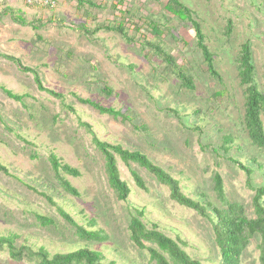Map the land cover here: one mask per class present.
<instances>
[{
    "label": "rangeland",
    "instance_id": "obj_1",
    "mask_svg": "<svg viewBox=\"0 0 264 264\" xmlns=\"http://www.w3.org/2000/svg\"><path fill=\"white\" fill-rule=\"evenodd\" d=\"M5 1L0 0V13L9 7L22 13L28 22L51 23L34 31L30 26L13 23L9 16L1 17L0 53L36 69L43 85L64 98L61 101L38 91L31 75L21 74L12 62L0 57V85L26 95L23 103H17L0 91V161L11 174L0 173V236L15 234L18 245L34 251L44 248L51 255L87 245L101 254L102 264H153L148 253L135 248L128 237L130 219L141 211L148 228L155 224L177 240L192 259L218 264L220 257L207 220L170 202L167 189L154 177L134 164L124 165L118 158L120 176L130 188V195L126 202L116 200L107 184L102 156L79 120L88 124L100 140L146 154L179 181L182 192L190 198L199 200L197 195L203 194L216 204L212 177L219 173L228 199L241 203L252 217L253 193L245 185L243 172L211 149L221 144L223 135L231 134L239 148L232 149L230 156L254 168L255 185L264 184L263 171L250 161L256 158L261 162L264 155L250 145L243 131V98L235 71L240 45L248 41L259 88L264 92V0H179L196 13L222 85L211 80L201 64L190 26L170 19L163 12V2L128 0L127 10L133 16L150 17L159 23L165 35L162 46L192 76L194 91L183 89L161 61L145 59L140 49L128 45L118 34L99 32L97 42L90 44L69 27L120 21L118 10L110 7L116 0H90L96 9H79L76 0H54L52 9L29 7L22 0L21 7L8 6ZM87 11L89 16H85ZM61 18L65 25L58 23ZM228 21L233 25L230 36L225 34ZM102 84L110 87L116 98L100 99L98 87ZM71 93L122 111L130 109L138 117L137 124L145 125L147 131L141 133L130 124L99 115L79 104ZM218 93L222 96L217 97ZM195 110L201 114L194 115ZM262 122L264 127V118ZM50 152L79 172L77 178L67 177L78 197L53 188L47 163ZM131 171L141 176L147 191L135 186ZM27 186L49 195L77 224L89 229L88 222L93 220L94 229L102 230L106 240H77L74 229L55 208ZM37 214L52 219L55 226H39ZM257 244L255 237L240 264H258ZM0 264L33 263L13 262L2 250Z\"/></svg>",
    "mask_w": 264,
    "mask_h": 264
},
{
    "label": "trees",
    "instance_id": "obj_2",
    "mask_svg": "<svg viewBox=\"0 0 264 264\" xmlns=\"http://www.w3.org/2000/svg\"><path fill=\"white\" fill-rule=\"evenodd\" d=\"M140 1V0H136ZM144 2L155 1L163 2V12L173 20L181 24L191 27L195 42V50L201 58V64L205 68L209 78L218 85L223 84L221 75L216 69L214 55L207 45L206 37L203 32L202 25L196 13L183 4L179 0H142ZM77 7H96L90 0H76ZM128 0H116L114 5L110 7L118 10L121 20L114 23L95 22L93 27H87L84 24H70L69 27L84 37L90 44L97 42L96 34L99 32L115 33L131 46H134L142 52L145 59L148 57L156 58L161 61L166 69L179 81L180 86L187 91L195 90V82L192 76L168 53L162 46V38L165 36L160 29L159 23L150 17L139 18L133 16L131 11L127 10L129 6ZM121 8H126L122 11ZM90 12H85V16H89ZM9 16L11 21L20 26H30L34 31L39 28L46 27L51 23L49 20L44 23L36 20L35 23L28 22L23 14L18 10L9 7L4 8L0 13V18ZM135 19V20H132ZM63 25L64 19L58 20ZM65 25V24H64ZM144 33H141V32ZM233 31L231 21H228L225 28V34L230 36ZM176 40L174 35H171ZM0 57L12 62L21 74H29L32 76L33 82L38 91L46 93L48 96L63 100L61 93L46 88L36 69L24 66L21 61L13 56L0 53ZM235 71L238 86L241 89L242 104V127L246 139L250 145L256 148L264 155V127L262 118H264V92L259 88L257 81L256 66L253 60V52L250 42L246 41L240 45L239 51L235 58ZM0 91L10 100L23 103L26 95L16 94L0 85ZM71 96L81 105L90 107L99 115L108 116L115 121L123 124H130L136 131L145 133L147 128L145 125H138V117L130 109L124 111L115 109L112 106L103 105L102 102L91 98H81L75 93ZM221 97L222 93L216 94ZM98 97L104 101L116 98L114 91L102 84L98 87ZM66 108L74 113V109L70 106ZM173 113L174 111H170ZM194 115L201 114L195 110ZM80 122L85 128L88 135L91 136V143L100 153L103 159V168L107 184L115 195L118 202H126L130 195V188L127 183L121 179L117 166V158L126 166L130 164L136 165L138 168L145 170L149 175L168 191V200L180 207L195 212L198 216L207 220L210 224L213 242L218 250L220 261L218 264H240L241 257L246 251L249 243L255 237L258 238V264H264V184L255 185L253 183L254 168L244 165L238 159L230 156L232 149H238L235 139L231 134L222 136L221 144L216 148H212L213 154H223L232 165L236 166L243 172L246 187L253 193L251 198V206L253 216L250 217L246 213L245 207L238 202H232L228 199L224 182L219 173H215L212 177L213 193L216 204L209 201L203 194L197 195L200 199H194L186 196L182 192L179 181L174 179L167 171L158 165H155L151 159L139 150H130L116 143H109L100 140L92 131L91 127ZM198 127H195L196 130ZM200 130V129H199ZM35 159L34 155L30 156ZM251 164H254L258 170L264 174V160L259 162L256 158H252ZM47 163L51 174L53 188H60L64 193L78 197L77 190L70 184L67 177L77 178L79 172L66 164L55 153L50 152L47 156ZM0 173L10 176L8 168L0 161ZM131 177L135 186L147 191L141 176L131 171ZM29 190L38 194L45 199L52 207L55 208L58 216L75 231L76 239L79 241L101 243L106 240L105 233L100 229H94V221L89 220L88 228L77 224L72 217L65 212L63 208L57 205L53 199L43 193L37 191L36 188L27 186ZM143 213L136 212L132 216L128 225V237L130 243L140 251L148 253L149 261L153 264H202L199 260L192 259L181 247L177 240L168 237L162 230L152 224L150 228L143 222ZM36 223L41 227H54L55 223L52 219L35 215ZM18 236L9 234L0 236V251H6L8 257L16 263L27 260L33 264H102L103 258L101 254L87 245L82 246L76 251L68 253H56L51 255L44 248L32 250L26 245H18Z\"/></svg>",
    "mask_w": 264,
    "mask_h": 264
},
{
    "label": "built area",
    "instance_id": "obj_3",
    "mask_svg": "<svg viewBox=\"0 0 264 264\" xmlns=\"http://www.w3.org/2000/svg\"><path fill=\"white\" fill-rule=\"evenodd\" d=\"M26 6H37V7H44V8H54L55 1L54 0H22Z\"/></svg>",
    "mask_w": 264,
    "mask_h": 264
},
{
    "label": "crops",
    "instance_id": "obj_4",
    "mask_svg": "<svg viewBox=\"0 0 264 264\" xmlns=\"http://www.w3.org/2000/svg\"><path fill=\"white\" fill-rule=\"evenodd\" d=\"M5 2L7 3L8 6L17 5V6L21 7V1L20 0H6Z\"/></svg>",
    "mask_w": 264,
    "mask_h": 264
}]
</instances>
